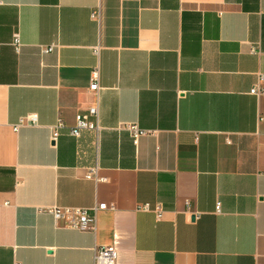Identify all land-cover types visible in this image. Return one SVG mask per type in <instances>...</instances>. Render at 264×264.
Instances as JSON below:
<instances>
[{"label": "crops", "instance_id": "crops-1", "mask_svg": "<svg viewBox=\"0 0 264 264\" xmlns=\"http://www.w3.org/2000/svg\"><path fill=\"white\" fill-rule=\"evenodd\" d=\"M96 65L101 129L74 137ZM257 73L264 0H0V264H92L110 244L116 264H264ZM98 203L91 227L38 210Z\"/></svg>", "mask_w": 264, "mask_h": 264}, {"label": "built area", "instance_id": "built-area-1", "mask_svg": "<svg viewBox=\"0 0 264 264\" xmlns=\"http://www.w3.org/2000/svg\"><path fill=\"white\" fill-rule=\"evenodd\" d=\"M91 18L97 20L100 16V9L97 6L90 12ZM11 45L15 52H18L21 47V41L19 38L18 31H15L11 37ZM53 49V45L40 46V52L46 53ZM98 47L94 48V52L97 53ZM264 77L263 73H257L256 83L249 90L250 93L257 96H264V88L260 87L258 83ZM99 79V69L98 66L92 67L90 71V80L88 85V90L95 96L94 104L90 105L85 112L77 113L74 117V123L68 129V133L71 136L77 137L81 130H93L98 132L101 126L98 122V91L100 90V85L98 83ZM37 122V117L34 113H27L20 116L17 122L12 125L13 129H16L22 125H35ZM63 126V122L59 119L51 128V141L54 142L58 135V129ZM119 127L128 130L133 142L136 143L138 137L147 133L148 130L140 128L136 123H120ZM87 178H95V173L89 171L86 175ZM100 180V179H97ZM111 205L106 203H98L97 205L87 208V207H77V206H47L39 208V211H45L49 213L55 224L61 225L63 227L69 228H81V227H91L94 220V213L96 210H102L106 208H111ZM219 205L217 203V209ZM139 209L143 211H153L157 218L161 216V208L159 206L150 207L148 203H142L138 206ZM15 264H18L15 262ZM92 264H116V248L113 244L101 245L94 248L93 263Z\"/></svg>", "mask_w": 264, "mask_h": 264}]
</instances>
